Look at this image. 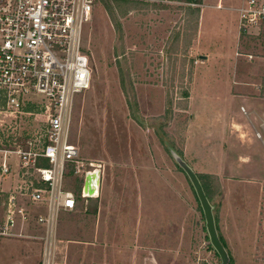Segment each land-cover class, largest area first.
Here are the masks:
<instances>
[{"label":"rangeland","instance_id":"rangeland-1","mask_svg":"<svg viewBox=\"0 0 264 264\" xmlns=\"http://www.w3.org/2000/svg\"><path fill=\"white\" fill-rule=\"evenodd\" d=\"M197 1L96 7L83 40L93 80L77 98L71 140L104 174L98 196L60 214L56 264H222L194 173L209 176L229 264H264V19L243 27L230 17L235 30L222 44L221 17L202 13L218 1ZM46 127L39 101L18 111L0 104V148L39 151ZM9 160L22 181H38ZM82 183L70 169L65 187L79 193ZM30 224L31 236L0 237V264H43L42 231Z\"/></svg>","mask_w":264,"mask_h":264},{"label":"built area","instance_id":"built-area-1","mask_svg":"<svg viewBox=\"0 0 264 264\" xmlns=\"http://www.w3.org/2000/svg\"><path fill=\"white\" fill-rule=\"evenodd\" d=\"M101 1L0 0V102L18 111L26 102L37 100L47 123L39 151L23 150L20 145L0 148V182L17 176L7 189L0 188V237L14 236L18 221L35 219L45 229L43 264H56L60 214L77 209L79 199L98 196L103 180L104 166L83 160L79 146L71 140L77 98L91 88L93 80L84 32ZM262 19L264 2L247 0L240 8L243 27ZM11 154L17 156L18 165L37 173L36 183L32 179L22 183L19 171L14 174ZM41 160L47 165H38ZM70 169L82 176L79 193L64 185ZM96 184L97 193H90ZM33 204L46 211L34 214Z\"/></svg>","mask_w":264,"mask_h":264},{"label":"crops","instance_id":"crops-1","mask_svg":"<svg viewBox=\"0 0 264 264\" xmlns=\"http://www.w3.org/2000/svg\"><path fill=\"white\" fill-rule=\"evenodd\" d=\"M217 1H218V5H213V4L212 5H209V4L205 5L202 13H204L206 11V15L207 14L211 15L212 21L214 19V16L221 17V20H220V25H222L221 31L225 35L224 39L222 41V44H225V43L229 44L230 38H232V33L235 30L234 24H233L232 29L230 28L231 22L229 21V19H230V17L233 18V16H235V15L237 16V18L240 17V8L246 5L247 0H216V2ZM259 1L264 2V0H259ZM230 30H231V32H230ZM221 49H224V47H221ZM30 209L34 214L44 213L46 211L45 208L38 206V205H34V204L30 205ZM32 220H35V219H31V220H27V221H22V220L18 221V223L16 224V226L14 227V230H13V232L15 234L14 237H25V236L30 235L29 234L30 230L35 229V228H33V227H35V225L30 224L32 222ZM35 222H36V220H35ZM37 224L38 223L36 222V225ZM37 226L42 231L41 232L42 234L39 233L41 235L38 236L39 238H41L45 234V229L40 224H38ZM38 232H40V231L38 230Z\"/></svg>","mask_w":264,"mask_h":264},{"label":"water","instance_id":"water-1","mask_svg":"<svg viewBox=\"0 0 264 264\" xmlns=\"http://www.w3.org/2000/svg\"><path fill=\"white\" fill-rule=\"evenodd\" d=\"M203 58H204V56H203ZM89 179H91V177H89ZM192 179H193V183H194V187L196 189L198 199L200 200V203L202 205L203 212H204V215L206 218V224H207V229H208V233H209V237H210V242L214 246V248L217 250L218 254L220 255V257L222 259V264H226L227 254H226L225 248L223 247V245L220 242L218 235L216 233V229H215V225H214V217H213V213L211 211L210 203H209L208 199L206 198L195 173L192 175ZM92 192H93V190L90 189V193H92Z\"/></svg>","mask_w":264,"mask_h":264},{"label":"trees","instance_id":"trees-1","mask_svg":"<svg viewBox=\"0 0 264 264\" xmlns=\"http://www.w3.org/2000/svg\"><path fill=\"white\" fill-rule=\"evenodd\" d=\"M194 2L197 3L198 1H197V0H194ZM107 6H108V8L110 7L109 4H107ZM112 16H113V15H112ZM112 19H113V22H114L116 28H117L119 31H121V25H120V23L117 21L116 18L112 17ZM128 96H129V97H128V99H129V105H130V108H131V110H132V113L135 115V117H136L137 119H139V118H138V115H137V113H136V108H135V107H136V103H135V99L133 100L132 97L130 96V94H129ZM186 96H188V93H186ZM133 98H134V97H133ZM0 104H1V102H0ZM37 164H38V165H47V162H46L45 160H41V161H38ZM180 167L182 168V170H184L182 166H180ZM195 175H196V177H197V179H198V181H199V183H200V185H201V187H202V190H203V192H204L206 198L208 199V201H209V203H210V200H211L210 184H209L208 180H206L209 176H208L207 174H202V173H195ZM213 217H214V216H213ZM214 223H215V218H214ZM216 228H217V227H216V225H215V229H216ZM218 238H219L220 242L222 243V245H223V247H224L223 241H222V239L220 238L219 235H218ZM226 254H227V261H226V264H229V262H230V257H229V254L227 253V251H226Z\"/></svg>","mask_w":264,"mask_h":264},{"label":"bare ground","instance_id":"bare-ground-1","mask_svg":"<svg viewBox=\"0 0 264 264\" xmlns=\"http://www.w3.org/2000/svg\"><path fill=\"white\" fill-rule=\"evenodd\" d=\"M94 178H95V180L98 178V176H97V173L95 172V174H94ZM90 190V189H89ZM97 184L96 185H94V188H93V191L95 192V193H97Z\"/></svg>","mask_w":264,"mask_h":264}]
</instances>
